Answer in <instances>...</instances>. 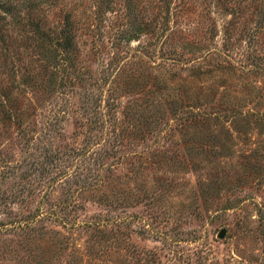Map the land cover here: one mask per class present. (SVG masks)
<instances>
[{"label":"rangeland","instance_id":"374dc122","mask_svg":"<svg viewBox=\"0 0 264 264\" xmlns=\"http://www.w3.org/2000/svg\"><path fill=\"white\" fill-rule=\"evenodd\" d=\"M30 212L0 264H264V0H0V223Z\"/></svg>","mask_w":264,"mask_h":264},{"label":"trees","instance_id":"16d2710c","mask_svg":"<svg viewBox=\"0 0 264 264\" xmlns=\"http://www.w3.org/2000/svg\"><path fill=\"white\" fill-rule=\"evenodd\" d=\"M28 25L31 26V27H34V28L36 27V25L32 26V24H30V23ZM70 38L71 37L67 36V39L69 40V42H72L71 41L72 39H70ZM171 95L174 98H176L175 94H171ZM87 158L95 160V157H91L90 154H89V156H87ZM55 179L56 178H54V180ZM89 179L90 180L87 181V187L90 188V189H94V190L99 192L100 187L104 186V183L100 180V178L98 176L90 175ZM18 191H22V189H19ZM11 195L13 196V198H18L17 197L18 196L17 191L11 193ZM104 196H107V195H104ZM13 215L14 216L8 217V219L6 221L0 223V232H4L6 230H10V228L20 229V230H23V231H34V230H37L38 225L44 219H46V217L52 218V213L51 212H48V213L30 212L28 214L13 213ZM56 218H59L63 222V224H68L67 223L68 217L56 215ZM87 224L89 226H92V227L93 226L94 227H98L101 224V221L98 220V219H94V220H90L89 222H87ZM50 240H51L50 238L46 239L45 242L50 241Z\"/></svg>","mask_w":264,"mask_h":264},{"label":"water","instance_id":"95a60500","mask_svg":"<svg viewBox=\"0 0 264 264\" xmlns=\"http://www.w3.org/2000/svg\"><path fill=\"white\" fill-rule=\"evenodd\" d=\"M224 236V232L222 231L221 233H220V237H223Z\"/></svg>","mask_w":264,"mask_h":264}]
</instances>
